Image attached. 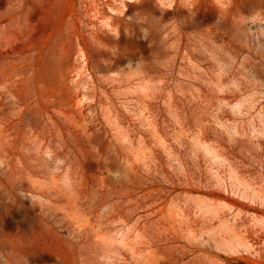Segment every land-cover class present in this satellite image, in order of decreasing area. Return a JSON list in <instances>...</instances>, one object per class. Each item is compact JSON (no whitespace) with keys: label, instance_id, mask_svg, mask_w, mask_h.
I'll use <instances>...</instances> for the list:
<instances>
[{"label":"rangeland","instance_id":"obj_1","mask_svg":"<svg viewBox=\"0 0 264 264\" xmlns=\"http://www.w3.org/2000/svg\"><path fill=\"white\" fill-rule=\"evenodd\" d=\"M0 264H264V0H0Z\"/></svg>","mask_w":264,"mask_h":264},{"label":"bare ground","instance_id":"obj_2","mask_svg":"<svg viewBox=\"0 0 264 264\" xmlns=\"http://www.w3.org/2000/svg\"><path fill=\"white\" fill-rule=\"evenodd\" d=\"M125 1H127V2H129V3L133 2V0H125ZM160 4H161L162 6H165L164 3H163L162 1H160ZM121 7H122V11L126 10L125 6H124L122 3H121ZM166 7H167L168 10H170V9H171V4L166 5ZM109 12H111L112 14H116V13H117V11H116L115 9H113V8H109ZM105 26H106V27H109V24H108L107 22H105ZM81 55H82V53H81ZM82 58L84 59V55L82 56ZM84 60H85V59H84ZM88 77H89V76H88ZM90 78H91V77H89L88 79L91 80ZM261 199H262V198H261ZM261 201H262V200H261ZM233 236H234V234H233Z\"/></svg>","mask_w":264,"mask_h":264}]
</instances>
